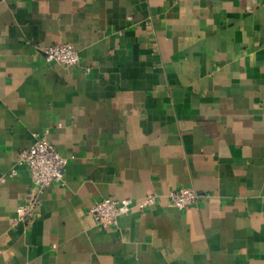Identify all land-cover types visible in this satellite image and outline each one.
<instances>
[{
    "label": "crops",
    "instance_id": "1",
    "mask_svg": "<svg viewBox=\"0 0 264 264\" xmlns=\"http://www.w3.org/2000/svg\"><path fill=\"white\" fill-rule=\"evenodd\" d=\"M59 42L77 65L46 60ZM36 133L68 157L44 189ZM0 264H264V0H0Z\"/></svg>",
    "mask_w": 264,
    "mask_h": 264
},
{
    "label": "built area",
    "instance_id": "2",
    "mask_svg": "<svg viewBox=\"0 0 264 264\" xmlns=\"http://www.w3.org/2000/svg\"><path fill=\"white\" fill-rule=\"evenodd\" d=\"M49 62L60 63L66 67L77 65L81 55L71 42H59L40 47ZM33 144L21 151L20 161L26 164L31 172L33 181L41 188L60 182L64 179L68 165V157L52 143L45 134L36 133ZM16 170L12 171L15 174ZM203 193L195 188L181 186L169 192L171 205L178 209H187L199 202ZM157 193H149L144 199L135 201L132 198L117 199L103 197L94 202L90 208L98 227L106 228L118 225L122 215L133 212L135 209L143 210L158 202ZM40 199L22 203L17 207V219L30 220L38 212Z\"/></svg>",
    "mask_w": 264,
    "mask_h": 264
}]
</instances>
